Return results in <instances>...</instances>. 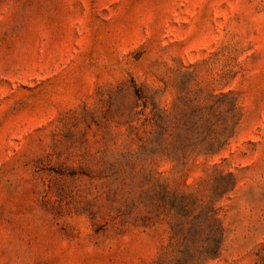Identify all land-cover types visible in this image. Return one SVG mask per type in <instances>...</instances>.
<instances>
[{
    "label": "rangeland",
    "instance_id": "374dc122",
    "mask_svg": "<svg viewBox=\"0 0 264 264\" xmlns=\"http://www.w3.org/2000/svg\"><path fill=\"white\" fill-rule=\"evenodd\" d=\"M181 194L224 235L186 264H264V0H0V264H177Z\"/></svg>",
    "mask_w": 264,
    "mask_h": 264
},
{
    "label": "trees",
    "instance_id": "16d2710c",
    "mask_svg": "<svg viewBox=\"0 0 264 264\" xmlns=\"http://www.w3.org/2000/svg\"><path fill=\"white\" fill-rule=\"evenodd\" d=\"M217 99L230 100V107L227 110L220 109L222 103L217 100L213 104L212 118L214 116L216 120H221L224 115L229 113L233 114L234 111H238L236 101L231 95L220 94ZM238 122L239 118L235 122H232V127L230 128L228 135H225L224 132L217 133L216 131L210 133L208 137L207 134H205L204 137H202V140L205 138L210 140L206 144V147L202 149H196L195 147L190 150L187 149L189 145V136L186 131L183 134H176L177 144H175L173 148L174 151H169V145H166V141L168 142L166 120H160L156 125L157 132H155L153 136V143L157 145V148L152 149V151H159L165 156H176L177 153H180V160L183 166L189 159L196 160L198 157L218 155L233 137ZM225 178L229 179L231 176H220V179L222 180ZM213 190L215 192L216 189ZM173 201H176L177 203V210L179 211L181 219V228L186 225L187 233H195V235H198L201 244L199 247H196L192 243L187 244L186 242H182L181 245H178L179 250L176 263L186 264L187 260H193L195 263H199L200 261L206 262L217 259L223 245L224 235L221 222L218 218V211L215 208V201L210 199L207 203H201V199H198L196 196L184 194H181L179 197H173ZM204 224L208 225L209 233L208 239L204 238L203 240L200 236L204 233ZM160 260L161 258L159 257L157 261Z\"/></svg>",
    "mask_w": 264,
    "mask_h": 264
}]
</instances>
